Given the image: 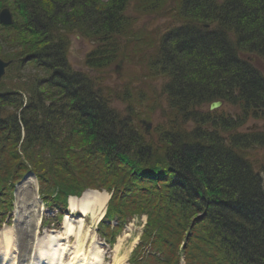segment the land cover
<instances>
[{
    "label": "trees",
    "instance_id": "trees-1",
    "mask_svg": "<svg viewBox=\"0 0 264 264\" xmlns=\"http://www.w3.org/2000/svg\"><path fill=\"white\" fill-rule=\"evenodd\" d=\"M132 1L0 0V10L7 7L14 17L11 25L0 22V57L14 61L0 84V188L9 178L16 180L15 170L3 174L22 157L36 174L46 171L44 179L52 185L75 188L54 163L69 171L77 163L81 170L99 166L103 183L98 185L114 188L113 200L125 201L119 195L132 186L144 190L151 203L160 198L156 205L181 236L203 214L189 228L206 227L195 248H189L197 264H264V168L254 167L245 154L264 146V131L238 130L247 120L264 121V76L243 56L264 59V0H178L174 9L181 23L147 42L132 31ZM140 1L149 10L167 3ZM73 35L92 41L85 63L96 72L112 66L120 54L134 61L128 48H154L146 66L163 78L171 103L170 126L158 124L154 130L162 149H153V134L112 105L114 91V97L125 93L121 101L130 107L136 103L123 91L127 84L105 93V76L71 66ZM139 60L143 63L144 56ZM30 67L35 76H27ZM218 99L241 112L205 109ZM52 142L66 147L45 150L43 145ZM44 160L50 161L45 165ZM82 183H77L80 190L92 186ZM178 207L180 218L174 213ZM158 214L152 211V217Z\"/></svg>",
    "mask_w": 264,
    "mask_h": 264
},
{
    "label": "rangeland",
    "instance_id": "rangeland-1",
    "mask_svg": "<svg viewBox=\"0 0 264 264\" xmlns=\"http://www.w3.org/2000/svg\"><path fill=\"white\" fill-rule=\"evenodd\" d=\"M176 1L178 0H167V3L162 5V9H156V10H149L148 5L142 4L140 0H133L128 8V16L131 19L133 26L132 31L136 33L137 35H140L142 37V41L147 42L148 40H157L158 36H160L165 31L173 28L176 25H179L181 23V19L176 16V10L174 9L176 6ZM179 15V12H178ZM89 39L83 38L80 35H73L71 37L70 41V47L68 50V60L71 63V66L75 69L82 70L84 72H87L93 76L102 75L106 77V83L107 86L103 88V91L108 92V90H113L114 87L117 86H123V84H127L128 87L123 88V91L126 92V95L129 97L130 93L133 94V97H136L134 99L136 103L134 102V105L130 107L131 105L127 104L126 102H122V97L125 93H121L120 97H114L115 94H118L117 91H114V93H111L112 98V105L119 109L122 114L126 115L128 114L130 117L133 118L134 121L144 127V124L142 120H147L150 123V129L148 133H152L153 136H149L150 141L153 143L155 148H163V144L161 143L162 139L154 132L155 127H157L158 124H163L165 126H170L171 122L169 121V117H172L170 115L171 103L167 104V97L165 96L163 92V78L159 77L158 75L155 76L154 74H150L151 71L148 70V67L146 66V56L151 57L154 53V48L146 47L144 46V49H140L141 51L136 52L134 48H128V51H130L129 55L131 54L132 57L136 56L134 61H129L128 59H124V55H119L120 59L112 64V66L108 67L106 70H99L96 72L95 70H92L89 68L85 63V57L86 54L93 48V44L91 43ZM144 50V51H143ZM146 53V54H144ZM140 55L144 56V61L141 63L142 60H139ZM245 58H249L253 61V63L262 71L264 74V60L260 57L253 55V54H243ZM157 69V68H155ZM102 71V73H100ZM150 72V73H149ZM27 76L30 75H36L37 72H34L32 67L28 68L26 70ZM115 90V89H114ZM143 91V92H142ZM129 92V94H128ZM104 93V94H105ZM138 94V97L136 96ZM106 95V94H105ZM107 96V95H106ZM143 99V101L139 99ZM133 100V101H134ZM142 105V106H141ZM149 108L154 109V113L152 115H149L150 111ZM162 108V110H159ZM206 110H209V105L207 104L205 106ZM210 111V110H209ZM213 111H218V113L224 114V115H237L239 114L240 108L237 106H232L231 104L222 103L219 108ZM166 112V114L164 113ZM131 118V119H132ZM182 126H185L186 128H191V123H182ZM147 127V126H146ZM168 129V128H167ZM144 130V129H143ZM240 131H264V121L259 119H250L247 120L242 126L241 129L238 128ZM146 133V132H145ZM62 135L58 133L56 136ZM68 139L70 136H66ZM66 137L63 138L61 136V139L63 141L66 140ZM68 141V140H67ZM69 141H72L71 139ZM73 146H77V142H73ZM60 145V146H59ZM63 145L66 147V143H58V142H52L49 144H44V148L47 151H54L58 152L59 147H63ZM71 146L72 144H68ZM76 153L78 154V149H76ZM164 153V152H162ZM245 154L249 156V159L253 163L254 167L256 168H264V146H255L252 149H249L245 151ZM23 158V157H22ZM21 158L19 162H17L14 165H11L10 168L8 167L6 172H4V176H8L13 174V171H17V175L21 176L22 173H24L27 170H31L29 166L25 167L24 160ZM50 160H44L43 164L47 165V162ZM154 161V159H152ZM23 163V164H22ZM146 163V162H145ZM79 166L80 164L77 163ZM149 164V163H147ZM20 165V166H18ZM75 168L74 171H69V169L65 168L64 166L60 165V162L54 163V167L60 174V177L64 180L67 184H74L77 185L79 188L81 187L80 182H88L92 185V187L95 189L93 191L96 192H107L109 194V197L111 195V192L108 187L104 189L99 188L98 182L102 185L103 181V175H101V169L99 166L92 167L90 169L83 168V170L80 169V167ZM49 168V166L46 167V170ZM24 170V171H23ZM23 171V172H20ZM81 171V172H80ZM40 177H46L48 176L46 174V171H40L38 173ZM49 177V176H48ZM112 179V177H111ZM22 181L18 184L20 186L19 193L23 192L21 197L28 198V204L32 205L31 209L35 210L36 213L39 211V209L42 207V204L35 200H33L36 197V193L38 190L37 184L35 187L34 183L27 184L28 180L27 178L21 179ZM46 183V182H45ZM49 187V186H47ZM98 189V190H97ZM85 192V191H84ZM173 195V193H172ZM37 198V197H36ZM16 202V201H15ZM17 208V207H16ZM20 213L15 215V222H13L14 225L17 226V230H23L25 228V222L22 221L23 219V213L26 209L24 206L20 209ZM156 213L158 211L154 210ZM165 211V210H164ZM182 209L178 207L176 209L175 215L179 216L181 215ZM41 211H39L40 213ZM146 212V211H145ZM166 212H170L169 209H166ZM151 215L152 212H146ZM173 215V212H172ZM157 217H159L166 225L169 223H173L165 218V214H158ZM28 220L34 221L35 218L31 217ZM76 220V218H75ZM77 223V222H75ZM133 225H129V228L126 229V231H123L121 235L117 238L116 246L121 243L122 248L127 253L126 258L131 255L132 250L135 246L139 245L141 242V235H142V218L138 221H132ZM87 226L90 225L89 229L85 231L84 237L87 238V247L86 252H91L92 248L94 247L93 241L97 239V231H96V220H87L86 223ZM57 230V235L61 236L63 231L60 226ZM175 232L176 230H171ZM21 235V234H20ZM100 235V234H99ZM140 237V239H139ZM74 240H71L69 243V247L73 248L75 245ZM100 241V239H99ZM140 251V248H137V252ZM13 255V249L10 251ZM108 255H113L111 250L107 249ZM106 253V250L104 251ZM2 255V253L0 254ZM73 253L68 254L65 257L66 263L69 262V260L72 258ZM108 259V257H107Z\"/></svg>",
    "mask_w": 264,
    "mask_h": 264
},
{
    "label": "bare ground",
    "instance_id": "bare-ground-1",
    "mask_svg": "<svg viewBox=\"0 0 264 264\" xmlns=\"http://www.w3.org/2000/svg\"><path fill=\"white\" fill-rule=\"evenodd\" d=\"M32 181L29 180L28 184L31 183ZM36 182V180H35ZM23 192L18 194L17 197V211H19V208H23L24 206L28 205L27 201L28 198L26 197H21L20 195H22ZM109 200V194L107 192H96V191H92L91 193H85L81 198H75V197H71L69 199L70 205H71V210L74 212L76 209L80 210L84 216L89 215L93 220L95 218L98 219V217H96L99 213H103L104 209L106 207V203ZM24 205V206H23ZM30 206V205H28ZM78 207V208H76ZM31 216H34L33 213L30 214ZM83 218V217H82ZM84 222L85 219H80L79 221V225H78V231L77 234L78 235H82L83 232V226H84ZM66 232L70 235L71 233H74V228L73 226L70 224H68V226L66 227ZM9 231H12L13 229H8ZM8 230H4L1 231V234H5V236H7L4 240V247L0 248V254L3 253L0 256V264H11L12 261V257L9 253V246L12 243V241H10V237H8L9 232ZM30 232V231H29ZM31 232H33L35 234L36 230H32ZM36 235V234H35ZM37 236V235H36ZM24 237V236H23ZM27 237V236H26ZM55 236L52 234L50 239H54ZM29 240H33L35 241L33 238L29 237L27 241ZM22 244L20 242L21 245V250H22ZM40 242L38 243V246L36 248H40ZM17 247V246H16ZM120 247V245H118V248ZM42 249L47 250L46 247H42ZM53 249L55 251H53ZM26 250L25 246L23 247L22 252H24ZM41 250V248H40ZM50 251H53L52 253H50L49 255V259L50 261L48 262V264H56V262H58V264H62V260H63V256L65 255L66 251H67V247L64 246V243H57V248H54V246H52V248H49ZM79 249L77 250V252L75 253V257H74V262H72L71 264H80L79 262V258H78V252ZM57 253V255H56ZM42 254L45 256L47 255L44 251H42ZM93 254V255H92ZM24 256V255H23ZM91 257H92V261L95 262H99L100 258H99V252L95 251L91 253ZM31 262V260L29 261ZM118 264H120V261H115ZM45 262H43L44 264ZM85 264V263H83Z\"/></svg>",
    "mask_w": 264,
    "mask_h": 264
},
{
    "label": "water",
    "instance_id": "water-1",
    "mask_svg": "<svg viewBox=\"0 0 264 264\" xmlns=\"http://www.w3.org/2000/svg\"><path fill=\"white\" fill-rule=\"evenodd\" d=\"M0 22L3 25H11L13 23V14L11 10L7 7H4L0 10ZM12 63V61H4L3 59L0 58V83L6 73V69L9 67V65ZM221 102H213L211 105V109H215L218 106H220ZM146 124V122H145ZM150 124H147V130L150 129Z\"/></svg>",
    "mask_w": 264,
    "mask_h": 264
}]
</instances>
